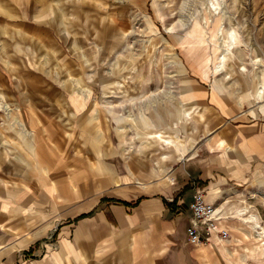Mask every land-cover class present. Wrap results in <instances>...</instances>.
<instances>
[{"label": "rangeland", "instance_id": "obj_1", "mask_svg": "<svg viewBox=\"0 0 264 264\" xmlns=\"http://www.w3.org/2000/svg\"><path fill=\"white\" fill-rule=\"evenodd\" d=\"M116 171L219 188L206 263L264 264V0H0V203Z\"/></svg>", "mask_w": 264, "mask_h": 264}, {"label": "crops", "instance_id": "obj_2", "mask_svg": "<svg viewBox=\"0 0 264 264\" xmlns=\"http://www.w3.org/2000/svg\"><path fill=\"white\" fill-rule=\"evenodd\" d=\"M50 136L43 133L40 140L47 142ZM163 143L173 145L167 140ZM16 147L21 151V144ZM208 175L198 179L207 181ZM163 180L174 186L165 192L149 191L143 183L133 185L125 173L99 172L84 192L74 181L72 199L64 197L58 183L52 194L57 199L49 196L44 204L11 207L0 203V264H207L208 246H226L227 242L213 237L209 243L192 245L186 229L196 189L203 190L207 201H216L219 188L211 185L206 190L207 185L195 181L175 183L174 176ZM20 218L22 224L17 222Z\"/></svg>", "mask_w": 264, "mask_h": 264}, {"label": "built area", "instance_id": "obj_3", "mask_svg": "<svg viewBox=\"0 0 264 264\" xmlns=\"http://www.w3.org/2000/svg\"><path fill=\"white\" fill-rule=\"evenodd\" d=\"M190 207L192 220L186 229L190 244H206L213 237H217L222 242L230 241L229 228L222 220L223 211L218 210L213 202L206 200L203 190L196 189Z\"/></svg>", "mask_w": 264, "mask_h": 264}, {"label": "bare ground", "instance_id": "obj_4", "mask_svg": "<svg viewBox=\"0 0 264 264\" xmlns=\"http://www.w3.org/2000/svg\"><path fill=\"white\" fill-rule=\"evenodd\" d=\"M226 59H227V58H226V54H225V55H223V57H222V61H221V62H222V64H223V66H225V64H226V63H225V62H226ZM218 210H221V209H220V208H218ZM257 226H258V225H256V224H255V225H254V228L256 229V228H257ZM257 236H258V237H261V236H262V234H261V233H259V234H257Z\"/></svg>", "mask_w": 264, "mask_h": 264}, {"label": "trees", "instance_id": "obj_5", "mask_svg": "<svg viewBox=\"0 0 264 264\" xmlns=\"http://www.w3.org/2000/svg\"><path fill=\"white\" fill-rule=\"evenodd\" d=\"M203 186V185H202Z\"/></svg>", "mask_w": 264, "mask_h": 264}]
</instances>
